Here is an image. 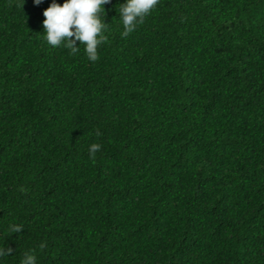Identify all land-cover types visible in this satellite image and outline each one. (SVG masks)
<instances>
[{"label":"trees","instance_id":"1","mask_svg":"<svg viewBox=\"0 0 264 264\" xmlns=\"http://www.w3.org/2000/svg\"><path fill=\"white\" fill-rule=\"evenodd\" d=\"M52 2L0 0V264H264V0L127 37L110 0L96 62L47 45Z\"/></svg>","mask_w":264,"mask_h":264},{"label":"clouds","instance_id":"2","mask_svg":"<svg viewBox=\"0 0 264 264\" xmlns=\"http://www.w3.org/2000/svg\"><path fill=\"white\" fill-rule=\"evenodd\" d=\"M24 0H22L23 4ZM34 4H40L41 0H33ZM110 0H64L58 4L53 0L49 7L43 11V39L52 48L63 46L73 53L79 51L84 45L87 59L96 62L99 59L98 49L106 40L104 22V5ZM159 4V0H124L118 11L122 26V36L127 37L142 24L147 16ZM79 42V47L76 46ZM100 144H92L89 147L90 157L100 151ZM0 250V257L9 255ZM20 264H37L36 255L26 252Z\"/></svg>","mask_w":264,"mask_h":264}]
</instances>
